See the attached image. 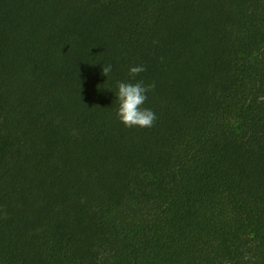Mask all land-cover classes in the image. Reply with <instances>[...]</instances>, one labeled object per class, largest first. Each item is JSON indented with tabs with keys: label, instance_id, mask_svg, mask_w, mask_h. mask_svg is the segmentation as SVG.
Listing matches in <instances>:
<instances>
[{
	"label": "trees",
	"instance_id": "trees-1",
	"mask_svg": "<svg viewBox=\"0 0 264 264\" xmlns=\"http://www.w3.org/2000/svg\"><path fill=\"white\" fill-rule=\"evenodd\" d=\"M0 264H264V0H0Z\"/></svg>",
	"mask_w": 264,
	"mask_h": 264
},
{
	"label": "clouds",
	"instance_id": "clouds-1",
	"mask_svg": "<svg viewBox=\"0 0 264 264\" xmlns=\"http://www.w3.org/2000/svg\"><path fill=\"white\" fill-rule=\"evenodd\" d=\"M143 65L132 66L129 69V75L133 79L144 72ZM112 71L111 65L103 67V75L107 76ZM118 119L128 128L140 127L151 128L157 119L155 113L145 108V102L148 99L147 93L155 88V84L145 85L143 81L137 83L118 82Z\"/></svg>",
	"mask_w": 264,
	"mask_h": 264
}]
</instances>
